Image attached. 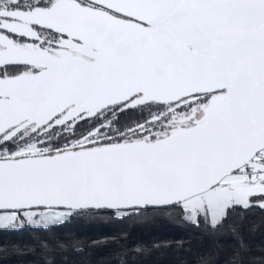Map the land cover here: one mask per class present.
<instances>
[{
	"label": "snow or ice",
	"instance_id": "6c2138e0",
	"mask_svg": "<svg viewBox=\"0 0 264 264\" xmlns=\"http://www.w3.org/2000/svg\"><path fill=\"white\" fill-rule=\"evenodd\" d=\"M237 207L264 210V0H0V233Z\"/></svg>",
	"mask_w": 264,
	"mask_h": 264
},
{
	"label": "trees",
	"instance_id": "16d2710c",
	"mask_svg": "<svg viewBox=\"0 0 264 264\" xmlns=\"http://www.w3.org/2000/svg\"><path fill=\"white\" fill-rule=\"evenodd\" d=\"M0 264H264V210H231L218 227L168 209L116 219L89 211L48 229L0 233Z\"/></svg>",
	"mask_w": 264,
	"mask_h": 264
},
{
	"label": "water",
	"instance_id": "95a60500",
	"mask_svg": "<svg viewBox=\"0 0 264 264\" xmlns=\"http://www.w3.org/2000/svg\"><path fill=\"white\" fill-rule=\"evenodd\" d=\"M149 209H153V208H149Z\"/></svg>",
	"mask_w": 264,
	"mask_h": 264
}]
</instances>
